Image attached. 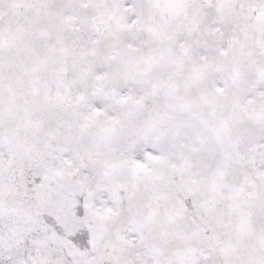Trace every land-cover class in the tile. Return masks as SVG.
I'll use <instances>...</instances> for the list:
<instances>
[{
    "label": "snow or ice",
    "instance_id": "obj_1",
    "mask_svg": "<svg viewBox=\"0 0 264 264\" xmlns=\"http://www.w3.org/2000/svg\"><path fill=\"white\" fill-rule=\"evenodd\" d=\"M0 264H264V0H0Z\"/></svg>",
    "mask_w": 264,
    "mask_h": 264
}]
</instances>
